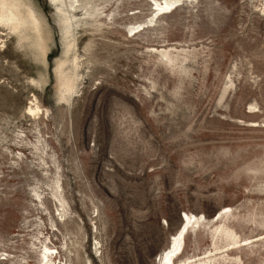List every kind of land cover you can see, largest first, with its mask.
Instances as JSON below:
<instances>
[{"label": "rangeland", "instance_id": "374dc122", "mask_svg": "<svg viewBox=\"0 0 264 264\" xmlns=\"http://www.w3.org/2000/svg\"><path fill=\"white\" fill-rule=\"evenodd\" d=\"M18 2L0 264H264V0Z\"/></svg>", "mask_w": 264, "mask_h": 264}, {"label": "bare ground", "instance_id": "6f19581e", "mask_svg": "<svg viewBox=\"0 0 264 264\" xmlns=\"http://www.w3.org/2000/svg\"><path fill=\"white\" fill-rule=\"evenodd\" d=\"M177 1L178 0H165L163 4L162 3L158 4L157 2H154L153 3L154 12L159 13L157 15L166 13L170 9H172V7H174L175 4H177ZM24 15L29 17L31 16V12L29 10H26L25 13H22V11L20 10V4L18 0H0V24L10 26L12 30H17L19 26L24 23V18H23ZM73 61H74L73 68L74 67L77 68L75 64V60ZM62 65L63 64H60L58 68L59 76L62 78L61 86H63L66 92L71 93L74 87L73 76L64 77L61 71ZM190 222L191 221L185 217L184 224L182 225L183 227H181L179 232H177L174 236L171 237L168 248L165 251H163L159 255V257H157L158 264H174L173 263L174 259H177L181 255L183 251L182 247H183L184 236L188 231Z\"/></svg>", "mask_w": 264, "mask_h": 264}]
</instances>
